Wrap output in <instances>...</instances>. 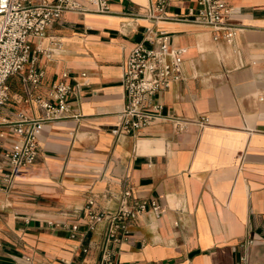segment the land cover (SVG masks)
Listing matches in <instances>:
<instances>
[{
    "label": "crops",
    "instance_id": "crops-1",
    "mask_svg": "<svg viewBox=\"0 0 264 264\" xmlns=\"http://www.w3.org/2000/svg\"><path fill=\"white\" fill-rule=\"evenodd\" d=\"M227 1L228 22L240 28L231 39L187 20L156 22L182 57L183 77L158 94L164 111L208 118L182 130L153 117L134 134L112 131L124 102L123 61L142 39L150 0H109L107 13L68 10L51 23L47 34L62 44L37 53L44 72L37 91L69 69V80L82 84L71 111L81 114L45 123L35 160L0 191V264H95L105 228L85 232L84 203L93 195L113 210L128 187L163 210L129 223L128 238L113 245L123 264H264V0ZM194 5L169 0L167 11L186 13ZM41 43L47 46L48 36ZM22 75L8 79L4 115L21 106L43 111L23 104L30 86ZM48 220L77 223L76 236Z\"/></svg>",
    "mask_w": 264,
    "mask_h": 264
},
{
    "label": "built area",
    "instance_id": "built-area-1",
    "mask_svg": "<svg viewBox=\"0 0 264 264\" xmlns=\"http://www.w3.org/2000/svg\"><path fill=\"white\" fill-rule=\"evenodd\" d=\"M169 0H150L142 16L149 23L144 26L142 39L129 50L123 61L122 86L124 102L116 112L117 124L113 133L134 134L149 125L151 118L169 119L176 130H182L190 122L206 125L208 118L189 119L164 111V103L158 94L172 81L183 77L180 50L171 48L165 29L156 25L162 19H180L210 26L214 38L231 39L240 29L228 22L233 9L227 0H195L186 13H169ZM109 0H0V191L13 186L17 171L33 163L39 151V134L45 123L66 116L79 117L80 112L71 111L72 101H78L82 84L70 81V70L64 68L60 76L51 81L43 93L37 91L44 72L36 67L38 52L50 54L62 44L57 34H47L48 28L62 12L95 11L107 13ZM48 36L49 44L41 40ZM33 38L34 44L31 41ZM23 71L22 79L30 86L23 97V104L34 102L42 108L41 114L28 112L24 106L13 115L1 113L9 99L10 76ZM80 74L85 75V71ZM8 135L9 145L2 147ZM162 212V205L153 198L133 195L131 188L122 191L119 205L113 210L101 207L93 195L84 203L85 232L104 224L101 253L95 264H123L116 257L114 244L128 238L129 223L147 210ZM48 224L69 229L76 236L77 223L68 224L48 220ZM253 238L247 237L242 245L246 249ZM84 251L88 248L84 247ZM244 258V255H243ZM26 259H30L26 256ZM70 264V262H65ZM151 264H161L154 261Z\"/></svg>",
    "mask_w": 264,
    "mask_h": 264
},
{
    "label": "rangeland",
    "instance_id": "rangeland-1",
    "mask_svg": "<svg viewBox=\"0 0 264 264\" xmlns=\"http://www.w3.org/2000/svg\"><path fill=\"white\" fill-rule=\"evenodd\" d=\"M11 77V76H10Z\"/></svg>",
    "mask_w": 264,
    "mask_h": 264
}]
</instances>
